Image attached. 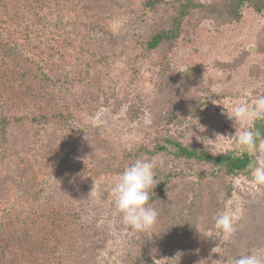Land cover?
I'll return each instance as SVG.
<instances>
[{"label": "rangeland", "instance_id": "374dc122", "mask_svg": "<svg viewBox=\"0 0 264 264\" xmlns=\"http://www.w3.org/2000/svg\"><path fill=\"white\" fill-rule=\"evenodd\" d=\"M149 23L150 19L142 18L135 8L106 20L102 30L88 38L91 48L107 58L82 71L73 68L61 73L52 95L69 103L73 117L67 124L18 123L7 140L0 136V213L14 208L30 211L49 195L61 194L81 215L64 246V252H71L78 260L136 264L132 259L124 260L130 248L152 245L160 237L155 225L144 232L126 226L110 189L136 159L153 161L154 170L163 164L183 168L185 163L162 154L122 159L116 153L118 148L152 147L158 136L171 134L217 152H241L233 136L239 125L227 118L224 107L235 98L250 99L264 88V14L245 8L238 20L203 21L164 57L166 64L159 51L141 55L135 48L137 40L146 36ZM61 28L74 33L72 38L80 33L78 43L86 40L84 29L69 15L61 21ZM163 66L172 74L189 77L182 90L169 82L163 94L158 91ZM185 94L202 105L183 124L168 123L166 115L172 113L177 98H186ZM53 138L67 144L69 164L64 168L30 164L31 148ZM106 144L111 149L107 153L100 148ZM15 147L21 159L14 154ZM24 155L27 159L22 161ZM231 181L234 194L226 209L239 215L232 240L225 243L212 231L203 232V237H195L185 257L165 254L161 263L213 264L220 260L230 264L232 257L250 250L264 252V186L252 184L251 171ZM95 237H100V246L94 243ZM217 246L222 249L213 252Z\"/></svg>", "mask_w": 264, "mask_h": 264}, {"label": "trees", "instance_id": "16d2710c", "mask_svg": "<svg viewBox=\"0 0 264 264\" xmlns=\"http://www.w3.org/2000/svg\"><path fill=\"white\" fill-rule=\"evenodd\" d=\"M135 8L151 22L135 48L141 55L159 51L166 64L164 57L203 21L238 20L245 8L264 14V0H0V136L7 140L18 123L67 124L73 117L69 103L52 95L61 73L73 68L82 71L106 59L107 55L91 48L88 38L101 31L106 20ZM66 15L84 29L86 40L78 43L80 33L72 38L74 33L61 28ZM168 69L163 66L158 82L162 94L169 82L182 90L189 80ZM185 96L187 99L177 98L172 113L166 115L168 123L183 124L196 115L202 103ZM255 130L259 143L264 140V120L256 122ZM100 148L107 153L109 145ZM31 149L30 164L33 161L34 166L64 168L69 164L63 139L43 140ZM116 153L122 159L171 155L181 165L185 163L183 168L163 164L154 170L157 185L150 191L149 203L159 212L154 225L160 237L152 245L130 248L124 260L136 264H163L165 254L183 258L203 232L219 236L214 217L226 209L234 194L231 179L250 171L254 163L246 151L217 152L171 134L158 136L152 147L118 148ZM26 159L22 156V161ZM79 222L81 215L59 193L49 195L30 211L14 208L0 213V264H99L97 259L76 260L71 252H64L66 238L73 235ZM100 240L95 237L94 243L100 246Z\"/></svg>", "mask_w": 264, "mask_h": 264}, {"label": "clouds", "instance_id": "9594fccd", "mask_svg": "<svg viewBox=\"0 0 264 264\" xmlns=\"http://www.w3.org/2000/svg\"><path fill=\"white\" fill-rule=\"evenodd\" d=\"M248 95L251 96L250 93ZM224 109L227 118L239 125L233 135L237 149L254 157L250 168L252 184L264 186V140L257 143L258 133L255 130L256 122L264 120V94L251 96L250 99L235 98ZM154 166L151 160L136 159L124 169L109 192L123 223L135 232L149 230L159 216L158 210L149 203L150 191L157 185ZM238 220V212L232 209H225L214 217V228L223 242L232 240ZM218 248L222 249L217 246L213 252ZM214 262L223 264L220 260ZM230 264H264V252L250 250L232 257Z\"/></svg>", "mask_w": 264, "mask_h": 264}]
</instances>
